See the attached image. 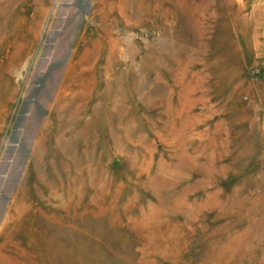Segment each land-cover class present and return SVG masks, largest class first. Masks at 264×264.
Returning <instances> with one entry per match:
<instances>
[{
  "label": "rangeland",
  "instance_id": "rangeland-1",
  "mask_svg": "<svg viewBox=\"0 0 264 264\" xmlns=\"http://www.w3.org/2000/svg\"><path fill=\"white\" fill-rule=\"evenodd\" d=\"M87 3L0 264H264V0ZM56 6L0 0V165Z\"/></svg>",
  "mask_w": 264,
  "mask_h": 264
},
{
  "label": "water",
  "instance_id": "water-1",
  "mask_svg": "<svg viewBox=\"0 0 264 264\" xmlns=\"http://www.w3.org/2000/svg\"><path fill=\"white\" fill-rule=\"evenodd\" d=\"M88 10V3L80 6L78 0H57L55 14L47 35L48 40L44 45L41 57L37 61L35 72L31 75V81L38 83L44 80L49 86L46 87V92H40L37 96V110L33 109L32 101H29L26 113L19 119V123L17 122L15 130L12 132L14 140H21L22 145L19 146L13 141H8L6 143L7 150L1 157L0 168H4V171L0 173V182L1 179L7 177L4 186L3 209L12 189L18 184L19 175L35 141L44 112L48 103L53 99L57 83L72 50L80 21ZM32 88L33 90L27 91V94L28 92L34 94L35 89ZM9 157H12V160ZM6 167H10L8 175H6Z\"/></svg>",
  "mask_w": 264,
  "mask_h": 264
},
{
  "label": "bare ground",
  "instance_id": "bare-ground-1",
  "mask_svg": "<svg viewBox=\"0 0 264 264\" xmlns=\"http://www.w3.org/2000/svg\"><path fill=\"white\" fill-rule=\"evenodd\" d=\"M218 40V39H217ZM219 41V40H218ZM227 42H229V41H227ZM223 43V42H222ZM225 43V42H224ZM234 44V43H233ZM220 49V48H219ZM226 59V58H225Z\"/></svg>",
  "mask_w": 264,
  "mask_h": 264
}]
</instances>
